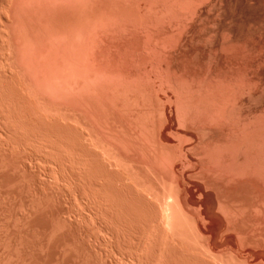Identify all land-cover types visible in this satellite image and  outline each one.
I'll return each mask as SVG.
<instances>
[{
  "label": "bare ground",
  "instance_id": "6f19581e",
  "mask_svg": "<svg viewBox=\"0 0 264 264\" xmlns=\"http://www.w3.org/2000/svg\"><path fill=\"white\" fill-rule=\"evenodd\" d=\"M0 156L27 264H264V0H0Z\"/></svg>",
  "mask_w": 264,
  "mask_h": 264
},
{
  "label": "rangeland",
  "instance_id": "374dc122",
  "mask_svg": "<svg viewBox=\"0 0 264 264\" xmlns=\"http://www.w3.org/2000/svg\"><path fill=\"white\" fill-rule=\"evenodd\" d=\"M0 157H1V156H0ZM0 159H1V158H0ZM27 159H28V158H27ZM23 160H24V159H23ZM28 160H29V161L31 160L30 163H29ZM28 160H26V159L24 160V161L27 162V163L25 162L26 165H25L24 162L21 160L22 162L20 161V163H21L20 165H21V166H23V165H24V166H28V163L31 164V165L28 166V167H29L28 170H29V172H31L32 170L30 171V168L32 169V165H33V168H36V162H35L34 160H33L34 162H32V159H28ZM22 163H23V165H22ZM32 163H33V164H32ZM17 164H19V163L17 162ZM36 169H37V168H36ZM36 169H33V171H36ZM39 169H40V168H39ZM39 169H37V170H39ZM0 171H1V170H0ZM33 171H32V173H34ZM1 172L3 173V171H1ZM1 172H0V174H1ZM37 172H39V171H36L34 174L37 175ZM3 174H4V173H3ZM3 174L0 175V176L3 177V176H4ZM30 174H31V173H30ZM30 174H29V175H30ZM38 174H41V173H38ZM5 175H6V174H5ZM41 175H42V174H41ZM38 176H39V175H38ZM4 177H5V176H4ZM4 177H3V178H4ZM30 177H33V178H34V176H32V174H31ZM36 177H37V176H35V179H33V180H36V181H37V178H38V182H37V185H36L37 187L34 188L36 182H35V181L32 182L33 180H32L31 178H30V180H32V181L29 180V183H30V182H32V183H30V184H33V183H34L33 188H32V185H30V186H31V188H30V187L28 186L29 183H26L27 187H29L30 189H35V192H36V190L39 188L38 186L40 185V183H39V182H40V181H39V180H40V179H39L40 177H37V178H36ZM5 179L7 180V177H6ZM5 179H4V180H5ZM195 179H196V178H195ZM195 179L193 178L192 180L195 181ZM0 180H2V181L0 182V183L2 184V182H4V181H3V179H1V178H0ZM6 180H5V181H6ZM196 180H197V179H196ZM7 181H9L10 185H11V183H13L12 181L10 182V180H7ZM194 181H193V182H194ZM195 182H198V181H195ZM6 183H7V182H4V184H2V185L0 184L1 187L3 186V187L5 188L4 191H3V190H2L3 187H2V188L0 189V190H1L0 192H2V191L5 192V190H6V192L8 193V191H9L10 188H9L8 190L6 189V187H8V186H4ZM9 183H7V184L9 185ZM7 184H6V185H7ZM13 185H14V184H13ZM13 185H11V189H12V186H13ZM15 185H16V184H15ZM26 185H25V186H26ZM41 185H43V184H41ZM41 185H40V188L42 187ZM18 186H19L18 188H20V185H18ZM44 186H45V185H44ZM9 187H10V186H9ZM13 187H14V186H13ZM27 187H26V189H28ZM16 188H17V186H16ZM22 188H23V187H22ZM36 188H37V189H36ZM40 188L38 189V191H39V190H42V188H41V189H40ZM43 188L48 189L49 187H43ZM20 189H21V188H20ZM24 189H25V188H24ZM30 189H28V190L25 191V192L27 193ZM45 189H44V190H45ZM16 190L18 191L19 189H16ZM16 190H15V191H16ZM44 190H43V191H44ZM48 190H49V189H48ZM11 191H12V190H10V192H9L8 194L11 195V194H14V193H15L14 190H13V193H11ZM17 191H16V192H17ZM19 191H20V190H19ZM19 191H18V192H19ZM23 191H24V190H21V192H23ZM31 191H34V190H31ZM38 191H37V192H38ZM43 191H42V192L39 191L38 193H37V192H36V193H37V195L39 196L41 193H44V194H45V192H43ZM49 191H50V190H49ZM51 191H52V190H51ZM18 192H17V193H18ZM29 192H30V191H29ZM35 192H32V193H35ZM40 192H41V193H40ZM46 192H48V191H46ZM7 193H0V197H1V201H0V203H1V205L4 204L5 201H9V203H11L10 200H12L13 198H12V199L10 198V200H8V199H9L8 197H9L10 195H8V197H7V196L5 195V194H7ZM51 193L53 194V191H52ZM2 194L4 195V197H7V198H6L7 200H6V199L4 200V198H3L4 201L2 200V197H3ZM18 194H19L20 199H21L22 194H20V193H18ZM18 194H17V195L15 194V195H16V196L14 195L15 197L12 196V197H14V199H15L16 201H17V199H18V198H17V197H18ZM28 194H30V193H28ZM28 194H25V198H27V200H28L29 196H26V195H28ZM65 194H66L65 196H67V197L69 196V195H67V193H65ZM1 195H2V196H1ZM23 195H24V194H23ZM30 195H31V194H30ZM37 195H36V196H37ZM41 195H42V197L45 196V195H43V194H41ZM33 196H34V195H33ZM33 196H30V198L32 197L31 199H33ZM36 196H35V197H36ZM54 196H55V197H54ZM65 196H63V194H62V196H61V195L58 196V194H57V196H56V193L52 195V197H53L54 199H57V200H58V199L61 200V198L63 199V197L67 199V197H65ZM10 197H11V196H10ZM56 197H60V198H56ZM23 198H24V196L22 197V199H23ZM34 199H35V198H34ZM54 199H53V201L56 202L57 204H59V202H61V201H59V200H58V202H57V201H55ZM18 200H19V199H18ZM27 200L24 199V200H23L24 202H22V201L20 200V202H21V204H22V203H23V204H24V203L27 204V202H29L30 199H29L28 201H27ZM63 200L65 201V199H63ZM69 200H71L70 196H69V199H67V201H69ZM2 201H3V202H2ZM12 201L14 202V200H12ZM16 201H15L14 203H12V205H11V204L9 205V206H11V207L8 206V204H9L8 202H6V203H8V204H4V205H2V206H4V207H5V205H7L8 207H6V208H10V209H11L12 207H14L15 205H17V208L14 207V208H12L11 210L8 209V210H9V213H7V215L11 214V216H12V215H13L12 213L15 211L14 209L16 208V213L14 212V216H12V218H11V216L9 215L10 217L8 216V217H5V218H4V219L7 218L6 220H8V222H7V221H6V222L3 221V222L6 224L7 229L9 228V226H13V227H11V228H14V227H15V226H14V223H13L14 220L12 221L13 218L15 219V218L17 217V218L15 219V221H16V220H18V221L20 220V221H21V220H23V219L25 220L26 216H27V217H30V216H28L29 214H31L32 216L35 215V217H36V216H40V215L42 216V215H43L42 213H41L40 215H38L40 212H38V213H37V212H34V211H36V210H35V208L33 207L32 203H31L32 200L30 201L29 205L31 204V205H32V208H34V211H33V209H31L34 213L31 212V210H30L31 206H30V208L28 209V211H24V210H27V208H26V206H25L26 204L24 205L25 207H23V204H22V206L20 207V205H21L20 202H18V201L16 202ZM25 201H26V202H25ZM64 201H62V202H64ZM16 203H18V204H16ZM68 203H69L70 206L66 205V204H68ZM19 204H20V205H19ZM54 204H55V203H54ZM71 204H72V201H71ZM71 204H70V201H69V202H67V203H63L62 206H61V204H59L60 206L57 205L56 207H57V208H60V207L62 208L63 205H64L63 208H65V207H66L67 209H70V208H71V212H72V211H73V210H72L73 206H72ZM18 205H19V206H18ZM27 205H28V204H27ZM29 205H28V206H29ZM28 206H27V207H28ZM71 206H72V207H71ZM4 207H3L2 210H1V207H0V214H1V211H3V210L5 209ZM18 207H20L21 209H22V207L25 208V209L22 210L23 212H22L21 210H19V211H21L20 213H23V214H24V215L22 214V217L24 216L23 218L21 217V215H20V216H17V210H18ZM56 207L54 206V208H56ZM68 207H69V208H68ZM54 208H53V209H54ZM66 208H65V210H66ZM51 210H52V209H51ZM60 210H61V209H59V211H60ZM65 210L62 209V211H64V212H65ZM5 211H7V209H5V210L3 211V214H4V215H6V212H5ZM11 211H12V212H11ZM55 211H56V209H54V212H55ZM59 211H58V212H59ZM68 211H69V210H68ZM68 211L66 212V213H67L66 217H65V214H64V216H63L64 218H67V219L69 218L68 216H70V215H68V214H69ZM7 212H8V211H7ZM24 212L27 213V214L25 215ZM30 212H31V213H30ZM44 212H45V211H44ZM49 212H50V210H49ZM32 213H33V214H32ZM36 213H37V215H36ZM46 213H48V212H45V213H44V216L47 217L48 214L46 215ZM59 213H60V212H59ZM73 213H75V212H74V211L72 212V215H71L70 218H73ZM3 214H1L2 216L0 215V220H1L2 225H3V222H2L3 218H2V217H4ZM18 214H19V212H18ZM7 215H6V216H7ZM15 215H16V217H15ZM62 215H63V214H62ZM48 216H49V215H48ZM18 217H19V219H18ZM20 217H21L22 219H21ZM35 217H34V219H35L34 221L36 222V218H35ZM46 217H44V218H46ZM51 217H52V219H54V218H53L54 215H53L52 213H51ZM51 217H50L49 219H51ZM74 217H75V218H78V214H77V213H76V215L74 214ZM42 218H43V217H42ZM70 218H69L68 220H71V221H72V219H70ZM9 219H11V220H10L11 222H9ZM28 219H29L30 221H31V220L33 221V219H31V218H28ZM28 219H26L25 221H27ZM39 219H41V218L39 217ZM46 219H48V217H47ZM46 219H45L44 222L42 221L43 219L41 220V222H42L43 224H41V222H40V220H39V222H40L39 224H41V225L44 226V223L47 222ZM49 219H48V220H49ZM74 220H75V219L73 218V221H74ZM20 221H19V222H20ZM25 221H23V223H24ZM32 221H31V222H32ZM34 221H33V223H34ZM37 221H38V220H37ZM49 221H51V220H49ZM53 221H54V220H53ZM27 222H28V221H27ZM1 223H0V225H1ZM8 223H9V224L12 223L13 225H9ZM15 223H16V222H15ZM21 223H22V221H21L19 224H21ZM23 223H22V224H23ZM37 223H38V222H37ZM5 224H4V225H5ZM17 224H18V223H17ZM17 224H15V225L17 226V227H15V228H17L18 232H17V230H16L15 228H14V229L16 230L17 233L15 232L14 229H12V230L16 233V234L14 233V234H15V237H14V238H16V239L13 238V241L16 240V243H15V242L13 243L12 238H11V241H10V239H9L10 237L7 236L8 234H5V233H6V231H5V230H6V229H5L6 226H4V227H3V226H0V228L3 227V228L5 229V230H4V234L6 235V238H7V239H5V236H4V239H5L6 243L8 242V244H9V245H6L5 241L2 240V241H0V242L2 243V245H1V243H0L1 246H8V247L10 248L12 245L15 244L14 246L17 247L16 249L19 250L18 247L21 245V243H23V239L26 238V240L24 241L25 244H26V243H29L28 239L31 240L30 238H32V237H33L32 235L35 234V237H36L35 239H36V240H35V239H34V240L32 239V240L34 241V242H33L34 245H33V246L31 245V243H32L31 241H30L29 244H30V246H32L33 248H34V246H37V247L39 248V250H40V245H41V246L44 245L43 242H44L45 240H43V239H46V238L50 237V236H48V235L51 234V231H50L51 228H48V227L45 228V227H43V229H42V227L40 226V227H41V230H44V228L47 229V230L50 229V230H48V231H50V233L46 230V233L48 232V234H43V235H45L46 237H45V236H44V237H41L42 235H38V237H41V238H40V242L43 244V245H42L40 242H38L39 240H37V235H36L37 233L40 234V231H41V230H39V229H40L39 226L36 228L37 231H34L35 229H33V228H32V231H31V229H30V234H32V235H30L29 232H28V231H29V226H28L29 224H28V223H25V224H27V225L23 224V225H25V226L28 228V231H27V230H26L27 228L25 227V228H26L25 230H26V232H28V233H25V232H24V230H23L24 227L22 228V226H23L22 224H21L22 226H21V225H17ZM46 224H47V223H46ZM46 224H45V225H46ZM8 225H9V226H8ZM50 225H53V222H52V221H51V224L49 223V224L46 225V226H49V227H50ZM20 226H21V228H20ZM30 226H33V224L31 225V223H30ZM18 227H19L21 230H20ZM35 227H36V223H35ZM51 227L53 228V226H51ZM30 228H31V227H30ZM38 228H39V229H38ZM8 230H10V229H8ZM8 230H7V232H8ZM12 230H11L10 232H13ZM38 230H39V232H38ZM2 231H3V230L1 229V232H2ZM19 231H22V233L24 232V234H26L27 236H26V237L23 236V239H22V237H20V236H22V235H19V233H20ZM33 231H34V232H33ZM44 231H45V230H44ZM85 231H86V230H85ZM85 231L83 230V231H76V232L78 233V234H77L78 236H81V234H79V233H83V232H84V234H86V235H83V234H82V237L85 238L86 240H89L90 238L92 239V238L94 237V239H92L93 242L86 241V240L84 239V241H85V244H84V243H83V238H81V239H80V238H76V240H77V239H78L77 241L81 240V244L83 243L85 246H88V245H89L88 249H90V247H91V245H92L94 248L92 247L91 249H94V250L97 249V250H99V247H100V245H101L100 243H97V241H96V242H95V245H93L96 236H94L93 234H91L92 237H91V236H87L88 232L85 233ZM31 232H32V233H31ZM41 232L43 233V231H41ZM70 232L72 233L73 231L64 232V236H65V233L69 234ZM76 232H73V233H76ZM8 233H9V232H8ZM44 233H45V232H44ZM73 233H72V234H69V235H70V238L73 237V239H74V236H75V235H74ZM1 234H2V233H0V237H1ZM4 234H2V237H3ZM14 234H13V236H14ZM17 234H18L19 236H18ZM24 234H23V235H24ZM60 234H61V233H60ZM67 234H66L67 237H66V236H65V237H66V239L68 240L69 236H68ZM89 234H90V233H89ZM89 234H88V235H89ZM28 235H30L31 237L29 236L30 238H27ZM51 235H52V234H51ZM61 235L63 236V234H61ZM61 235H60V237H59V235H58V237L55 236L54 239H53V237H52V240L55 241V240H56L55 238H57V240H60V244L63 243V242H61V241H62V240L65 241L66 239H65V237L61 238V237H62ZM71 235H73V236H71ZM77 235H76V236H77ZM10 236H12V233H10ZM16 236H18L20 239L17 238ZM47 236H48V237H47ZM76 236H75V237H76ZM78 236H77V237H78ZM85 236H86V237H85ZM2 237H1V238H2ZM8 237H9V238H8ZM24 237H25V238H24ZM89 237H90V238H89ZM60 238H61V239H60ZM70 238H69V240H70ZM88 238H89V239H88ZM2 239H3V238H2ZM8 239H9V240H8ZM17 239H19V240L22 239V240H21L22 242H21L19 245H17V244L19 243V240H18V242H17ZM41 239H42L43 242L41 241ZM73 239H71V240H72L73 242H75L76 240H73ZM96 239H97V238H96ZM7 240H8V241H7ZM49 240H50V238H49ZM57 240H56V241H57ZM67 240H66V241H67ZM69 240H68V242H69ZM92 240H91V241H92ZM27 241H28V242H27ZM66 241H65V242H66ZM77 241H76V242H77ZM3 242L5 243V245H4ZM35 242H36V243H35ZM37 242H38V245H36ZM45 242H46V241H45ZM47 242H48V239H47ZM49 242L52 243L53 241L50 240ZM68 242H67V243H68ZM88 242H90L91 245H90V243L88 244ZM10 243H13V244L10 245ZM24 243H23V244H24ZM56 243H57V242H55V245H53L54 243H52L51 245H52V246H56V245H57ZM92 243H93V244H92ZM96 243H97V245H98V244H100V245L97 246ZM79 244H80V242H79ZM83 244H82V245H83ZM86 244H88V245H86ZM26 245L28 246V244H26ZM45 245H46V244H45ZM51 245H49V246H51ZM62 245H63V246H66V245H64V244H62ZM103 245H104V246H103ZM103 245H101V246H103L104 248H103V249H102V247L100 248L101 250H103V251H100L101 253H103V252L105 251V253H103V255H104V254L106 255V253H107L108 255H109V254H113L114 252L116 253V251L119 252V248H120V247H119V248H116V247H107V246H105V244H103ZM1 246H0V257L2 256V264H3V259H4V257H5V261L8 259L9 262L12 261L11 264H14L13 262H15V261H14L15 256H16V261H17V259H18V258H17V255L21 257V258L18 259L17 262H21V263H19V264H23L24 261H23L22 258L26 257V255L28 254V251H29V253L32 251V250L30 251V248H31V247L29 246L30 248L28 247L29 249H27L26 251H25V249H24V251H25V253H24L23 248H26L27 246H26V247L24 246L23 248L20 247V248H22V250L18 251V253H19V252H21V253H20V254L17 253V254L14 256V254L11 255V253H12L13 251H14V252L16 251L15 248H14V246L11 247V248L9 249V250H11L12 248H14V250H13V249L11 250L12 252L10 251V252H11L10 254H8V253H9L8 250H5L4 248H1ZM21 246H22V245H21ZM47 246H48V243H47ZM47 246H44V248L46 247V249H48L49 246H48V247H47ZM58 246H59V244H58ZM95 246H96L97 248H95ZM60 247H61V246H59V247H55V249H51V247H50V249L53 250V251H54V250L56 251V249L58 248V249H59L58 251H61L62 249L67 248V246H66L65 248H64V247H61L62 249H61ZM5 248L7 249V247H5ZM33 248H31V249H33ZM38 248H37V250L34 249L35 251H34V250H33V251H34V252L37 251V253H40V252L42 251L41 253H44L45 255L50 256L49 253L46 254V250H45V249H44L45 251H43V249H42L43 247L41 248V249H42L41 251H38ZM53 248H54V247H53ZM69 248H70V247H68V249H69ZM72 248H73V247H72ZM76 248H77V247H76ZM76 248H74V249H76ZM79 248H80V247H79ZM81 248H83V247H81ZM84 248H86V247H84ZM50 249H48L47 252H50ZM60 249H61V250H60ZM68 249H67V254H68V255L73 254L74 249H73V251H68ZM91 249L88 251V253H89V255H90V252H91V255H94V257L92 256L93 258H91L90 256H87V255H88V253H87V249H86V252H85V249L83 250V251L85 252L86 255L83 254V251H81V249H79L81 252H80L79 250H76V251H78L77 253H79V252L81 253V255H79V256L84 255V256H82V257H84V260H85V257H86L87 261H88L89 259H91L92 261H96L95 264H97V263H98V264H103V263H104V264H117L119 261H122V262H119V263L121 264V263H123V261L126 259V258H124L125 256H124L123 253H122V255H123L124 257H123L121 254L119 255L118 252H117L114 256L111 255V257H113V258H115V259H112V258H110V257L108 258V256H107L108 260H107L106 262H108V263H106L104 260H103L102 263H100V262H101L100 260L103 259V258H101V255H99L100 252L98 251V255L100 256V258L98 257L99 260H98V262H97V260H94V258H95L96 256H98V255L96 254V253H97V252H96L97 250H95V254H93V253H94V252H93L94 250L91 251ZM115 249H116V250H115ZM117 249H118V250H117ZM2 250H4V251H2ZM69 250H72V249H69ZM121 250L125 251L124 249H120V252H122ZM257 250H258V249H257ZM22 251H23V253H22ZM64 251H65V250H64ZM3 252H4V253H3ZM14 252H13V253H14ZM56 252H57V251H56ZM62 252H63V250H62ZM62 252H61L60 255L58 254L59 257H60L62 254H63V255H66V252H65V253H62ZM69 252H70V254H69ZM71 252H72V253H71ZM120 252H119V253H120ZM126 252H127V251H126ZM2 253H3V254H2ZM26 253H27V254H26ZM41 253L39 254V255H40V259L42 258L41 255L45 256L44 254H41ZM53 253H55V252H53ZM58 253H59V252H58ZM80 253H79V254H80ZM127 253H129V254H127ZM127 253H126V254H127L128 256H126V257L128 258L129 255H130V252H127ZM5 254H6V255H5ZM7 254H8L9 258H11V257L13 256V257H14V258H12L13 260H12V259H9L8 256H7ZM21 254H23L24 256H21ZM25 254H26V255H25ZM31 254H32V253H31ZM31 254H30V255H31ZM33 254H34L33 256H36L35 253H33ZM74 254H76V253L74 252ZM74 254H73V255H74ZM28 255H29V254H28ZM53 255H54V254H53ZM56 255H57V254L55 253V256H56ZM58 255H57V257H58ZM73 255H72V256H73ZM76 255H77V254H76ZM105 255L102 256V257L105 258V257H106ZM116 255H118V256H116ZM6 256H7V257H6ZM10 256H11V257H10ZM33 256H32V255H31L30 257L27 256V257H29V260H27V261L25 260L24 263L27 264L28 261H30V258L33 257ZM51 256H52V255H51ZM55 256L52 257V259H53V258H57V257H55ZM66 256H67V255H66ZM66 256H64V257H66ZM74 256H75V255H74ZM74 256H73V258H71V256H69V258H71V260H70L71 262H70V263H72V264L75 263V262H72V261H73L72 259H74ZM79 256H77V257L75 256V257L78 259V260H75L76 262H77V261L80 262L79 259H81L82 257L79 258ZM109 256H110V255H109ZM115 256H116V257H115ZM119 256L121 257V260H120V257H119ZM46 257H47V256H46ZM59 257H58L57 259H59ZM64 257H63V258L60 257V258L63 260V263H60V264H64L65 260H66V259H67V260L69 259V258L67 257V258H65V260H64ZM122 257H123L124 259H122ZM6 258H7V259H6ZM34 258L36 259V257H34ZM76 258H75V259H76ZM88 258H89V259H88ZM98 258H97V259H98ZM116 258H117V259H116ZM118 258H119V261H118ZM20 259H21L23 262H22ZM24 259H25V258H24ZM27 259H28V258H27ZM52 259H51V260H52ZM57 259H56V260H57ZM61 259H60V262H61ZM82 259H83V258H82ZM95 259H96V258H95ZM109 259H110V260H109ZM128 259H130V257H129ZM19 260H20V261H19ZM33 260H34V259H32L31 261L34 263L35 260H34V261H33ZM41 260H42V262L40 261L41 263H44V262L46 261L45 258H44V260H43V259H41ZM48 260H49V258H48ZM48 260H47V261H48ZM91 260H89V262H90ZM105 260H106V259H105ZM111 260H112V262H114V263H110ZM113 260H114V261H113ZM115 260H116V261H115ZM126 260H127V259H126ZM36 261H37V263H35V264H38V263H39V260L36 259ZM47 261H46V262H47ZM52 261H53V260H52ZM52 261H51V262H52ZM54 261H55V260H54ZM57 261H59V260H57ZM82 261H83V260H82ZM82 261H81V262H82ZM99 261H100V262H99ZM128 261H129V260H127L126 262H127L128 264H130L131 262H128ZM0 262H1V261H0ZM6 262H7V261H6ZM46 262H45V264H46ZM51 262H49V264H51ZM66 262H67V261H66ZM66 262H65V263H66ZM68 262H69V261H68ZM116 262H117V263H116ZM126 262H124L123 264H127ZM33 263H32V264H33ZM55 263H58V264H59V262H56V261H55ZM55 263L53 262V264H55ZM90 263H91V262H90ZM92 263H93V262H92ZM92 263H91V264H92ZM119 263H118V264H119ZM4 264H5V262H4ZM9 264H10V263H9ZM15 264H16V263H15ZM17 264H18V263H17ZM29 264H31V263L29 262ZM47 264H48V263H47ZM67 264H69V263H67ZM76 264H78V263H76Z\"/></svg>",
  "mask_w": 264,
  "mask_h": 264
}]
</instances>
